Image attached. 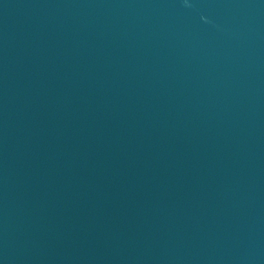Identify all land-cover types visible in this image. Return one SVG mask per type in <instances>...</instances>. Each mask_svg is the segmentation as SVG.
<instances>
[{"label":"water","instance_id":"water-1","mask_svg":"<svg viewBox=\"0 0 264 264\" xmlns=\"http://www.w3.org/2000/svg\"><path fill=\"white\" fill-rule=\"evenodd\" d=\"M0 264H264V0H0Z\"/></svg>","mask_w":264,"mask_h":264}]
</instances>
